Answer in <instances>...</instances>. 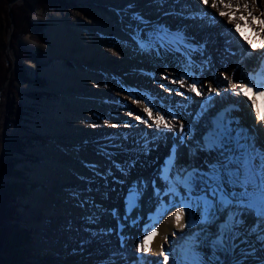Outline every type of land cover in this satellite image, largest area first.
<instances>
[{
  "label": "bare ground",
  "instance_id": "obj_1",
  "mask_svg": "<svg viewBox=\"0 0 264 264\" xmlns=\"http://www.w3.org/2000/svg\"><path fill=\"white\" fill-rule=\"evenodd\" d=\"M109 1L114 2L116 17L106 13L95 24L93 18L102 17L99 12L91 14L89 23L67 21L52 13L46 17L52 23L46 30L50 46L39 47L27 38L20 42L55 63L43 74L60 99L44 103L46 119L39 120L36 129L51 130L52 141L62 150H40L43 162L34 176L49 192L37 191L31 197V216L52 214L50 219L59 222L64 230L59 235L67 238L63 246L70 251L63 255L66 264H143L136 255L159 254L168 241L166 234L197 235L207 223L219 220L213 213L223 214L232 204L247 210L245 220L264 217V174L260 176L259 170L264 158L247 153L252 145L245 140L246 132L234 142L226 141L219 132L221 123L216 129L210 124L213 97L215 104L227 102L231 114L243 108L246 115L252 106L253 122L264 123V75L260 81L253 80L264 67L252 72L253 65L264 59V0L262 5L256 0H203L206 5L190 0L195 8L188 0L105 2ZM203 15L206 19L199 21ZM171 16L207 27L200 39L208 43L192 41L187 28L180 26L181 31L171 25ZM241 34L248 35L252 44L235 40ZM234 41L239 53L233 57L217 47L219 42L233 46ZM180 44L189 50L182 51ZM68 60L76 64V72ZM32 88L22 85L19 90L25 95ZM208 94L210 101L205 99ZM241 123L247 125L246 116ZM250 134L256 135L252 129ZM174 159L171 169L168 163ZM190 170L186 190L181 182ZM257 191L263 193L259 198ZM167 204L170 209L161 213ZM154 217H158L156 224ZM68 222L71 230L65 229ZM119 225L127 229L121 235H117ZM221 234L223 239L215 238L202 250L184 246L170 264H213L215 254L226 248L234 251L236 264H257L255 256L225 240L230 236L226 228ZM66 240L79 242L77 248ZM117 242L120 247L114 246ZM115 247L122 255L113 256Z\"/></svg>",
  "mask_w": 264,
  "mask_h": 264
},
{
  "label": "rangeland",
  "instance_id": "obj_2",
  "mask_svg": "<svg viewBox=\"0 0 264 264\" xmlns=\"http://www.w3.org/2000/svg\"><path fill=\"white\" fill-rule=\"evenodd\" d=\"M61 1H64V3L61 4V6L57 7V10H50L48 12H43L39 10L35 13L34 16L30 18L28 22L29 25H39V24L44 25V30H43L44 35L42 36L43 38L40 40L41 43H44L43 45L33 42L27 35H18L19 31L26 30L21 28L23 22L26 19L25 16L27 14V9L24 4L25 2L24 0H15L12 3V5H8V6L2 7L0 5V44H3L2 39L4 38L3 41L6 39V45H7V48L4 53L3 50L0 49V58L2 59L3 62L4 61L8 62L10 67V72L7 75V83L3 85L0 91V118H1L0 166L2 165L4 159L7 157H10L13 161V168H12L13 173L9 177H4L3 181L5 183H11L14 185L15 192L17 195L16 200L18 203L17 212L19 213L18 222L16 223L19 232L17 234V238L13 242V246L11 244L10 247L12 250L10 251L11 257L8 259V260L11 259L12 262L11 264H66L63 255L65 253L70 252L66 247L63 246L64 245L63 241L64 239L67 238L59 235L60 231H62L59 228L58 225L59 222L55 223L50 219V217H52V214L42 213L43 214L42 215L41 213L37 212L35 214L36 218L31 216L32 214L31 197L34 196V194L37 193V191L49 192L48 187L44 183L39 182V180H37V178L34 176V174L36 173V167L43 162L41 159L42 156L40 150L50 147L57 150H62L59 144H56L54 141H52L53 136L50 133L51 130L38 131L36 127L40 126L39 120L46 119L45 111L43 110L44 103L58 101L60 97L57 93V90L53 89L51 83L46 79V77L43 74L44 69H49L54 67L55 64L53 62L54 60L52 61L50 60L48 62L45 61L41 53L30 52L29 50L24 48L20 42L22 39L27 38L39 47L50 46L49 37L47 35L46 30L52 25V23H49L46 20V17L50 16L52 13L61 14L63 19L67 21L79 20L82 22L89 23L90 21H92L91 14L93 12L95 13L99 12V14H101L102 17L101 19L93 18V21L94 20L96 21L94 22L95 24H100L101 22L99 20L106 18V13L109 15L111 14L115 17L116 15H118L114 13V11L116 10L113 9L114 2L112 1L105 2L106 0H101V2H99L98 4L92 3L91 0H61ZM256 1L259 2V5H262L263 0H256ZM29 2L30 4L38 3L37 0H30ZM188 3L190 7L192 6L193 8H195L196 5L192 3V1L188 0ZM201 3L203 5H206V2L203 0H201ZM115 7L119 8V4H117V6ZM202 7L203 6H201V8ZM122 12L123 11H120V13ZM17 14H20L18 16V18L20 19L18 20H17ZM212 16H213L211 17L212 20L216 19L214 15ZM206 17H207L206 15L200 16L199 21H201L202 18L206 19ZM184 19H187V17H184ZM170 20L172 21V22L169 21L171 25H173L174 23L176 24L179 23L178 25L175 24V28H179L180 26L183 27V30L187 28L188 29L187 36H189V38H192V41L197 39L203 43H208L200 39V34L202 33L201 31H208L207 27L202 26L199 28V25H195L193 22L187 24L185 20L181 21L175 16H171ZM178 20L179 22H176ZM133 21L135 23L134 19ZM194 25L198 26L199 29L197 30V27L194 28ZM179 29H181L182 31V28ZM83 31L86 32L85 30H82V32ZM9 33H11V38L8 44ZM96 34L98 35V33ZM221 36L222 35H219V39ZM245 37L248 38V35L241 34L240 36L238 35L234 36L235 40L239 42H243L245 43V45L252 44L251 39L248 38V40H245ZM203 45L204 46L202 47L205 48L206 45L205 44ZM219 45L216 46L226 49L224 51L225 54H227L228 56H232L233 54L239 53L238 42L234 41V45L233 46L231 45L230 47H223L222 43L220 42ZM184 48L187 51L189 50L187 46ZM184 48L181 47L180 44V49L186 52ZM19 50L33 54L34 56H36V59L38 58V60L33 59L34 61L31 60L30 63H26L23 65L24 68L23 71L27 73L26 79L21 77L19 68H16L15 57H16V53L19 52ZM175 52L181 54L180 50H175ZM192 52L194 56H200L198 55L197 52L195 51ZM216 52H218V50ZM201 56H204V54H201ZM59 63L62 64L61 61H59ZM67 63L69 64V62ZM260 65L261 64H258L257 66L253 65L252 67L253 70L251 69L252 72L258 71L259 70L258 67ZM71 66H70L71 69L73 68V71L76 72L77 71L76 64L74 63ZM220 77L221 79H224L222 78L223 74H221ZM22 85L30 86L33 88L29 90L28 94L24 95L19 90L20 86ZM161 89L165 90L164 87H162ZM41 93L43 94V96H39V97L36 96L37 94H41ZM254 93L255 91H251L250 95H252V100L255 101L256 104H258L257 98L253 96ZM19 107L21 108V111H19L18 109ZM6 110H8L7 113L8 121L7 124L3 127L2 120L4 118L3 116L6 115L5 114ZM23 111L26 112L27 115L26 116L22 115L21 118H19L18 117L19 113H22ZM252 111L254 113V109H252ZM261 113L263 114V111ZM240 127L241 126H237V128L236 127L235 128L236 130H238ZM245 127L246 129H248L247 125H245ZM254 127L257 130L253 128L251 129L255 131L256 135H253V138L251 136L252 139L251 138L250 139L255 140L254 144L256 146H259V148L258 150H256V147L252 146L251 148H249V146H247L248 147L247 153L251 155H260L261 158H264V148H263L264 123L261 121V123L258 126H254ZM14 132L15 133L17 132V135H14ZM243 132H244L243 130L239 131L237 135L242 134ZM96 136L97 135H95V138ZM2 137L18 140L19 147H14L13 152H11L10 154L4 152L2 145ZM168 138L172 139V137L170 136ZM246 139H248V137H246L245 140ZM212 168L214 169V171H217V165H214ZM259 170H260V176L263 175L264 165L263 168H260ZM250 179L252 180L254 179V177L251 176ZM147 185L150 186V183L147 182ZM141 187L144 188V183H141ZM256 194L257 197L259 198L260 195L263 193L261 192L259 193V191H257ZM204 207L206 210L208 211L210 210L208 205H204ZM230 212L231 214L229 216H226V214ZM247 213L248 212L247 210H245L244 207L237 208L232 204L230 205L229 210L225 211L223 214L213 213L211 216L213 218H217V219L219 218V220L211 221V223L209 222V224L207 223V227L204 229V231L202 230L199 233L197 232L196 233L197 235H193V233L190 232L187 236L182 235L180 237L174 238V237H170V234L168 233L166 234V240L168 241L160 246L161 250L159 254L143 255L142 253H139L138 256L136 255V257L138 261L141 260L143 264H170L171 261L174 259V257H176L177 253L181 254V249L186 245L189 248L193 249V251L196 248L202 250V247H204L206 243L213 245V241H215L216 239L217 240L223 239L221 231L222 229L226 228V231L227 233H229L230 236L229 238L227 237V239L225 240L234 241L238 247L237 249L239 250L242 249L244 251V254L250 255L251 257L255 256L256 257L255 261L257 264L258 263L264 264V247H263L264 217L258 219V221H255L253 216H251V218L249 219L247 218L245 220V217L248 216V215L245 216ZM237 214L239 215V217ZM105 216H107V218H110L106 214ZM230 217L233 218L236 217V219ZM261 220L263 221V223H261ZM69 223L70 222L66 224L65 229L67 230H71L70 228H72L70 225L71 223L70 224ZM143 224L147 226L148 222H144ZM127 226L129 228H132L128 224ZM73 230H76V227ZM57 234L59 236H57ZM95 236L96 234L93 237ZM65 243H69L70 245L73 246L74 249H76L77 244L79 242L76 241L72 242L70 240H66ZM85 243L86 242H84L83 244ZM117 245L119 244L117 243ZM114 246H116V243L114 244ZM223 252L224 253L221 254L219 252L215 254L214 257L215 260L212 261L213 264H236L235 262L236 258L233 255L234 252L233 250H229L228 248H226L225 251ZM113 253H114L113 256L122 255L121 253L118 252V249L117 250L115 249ZM135 262L137 261L133 260V263Z\"/></svg>",
  "mask_w": 264,
  "mask_h": 264
},
{
  "label": "trees",
  "instance_id": "obj_3",
  "mask_svg": "<svg viewBox=\"0 0 264 264\" xmlns=\"http://www.w3.org/2000/svg\"><path fill=\"white\" fill-rule=\"evenodd\" d=\"M15 0H0V5L8 6L12 5V3ZM24 4L27 9V14L25 16V21L22 24L23 29H26L25 31H19L18 35H27L29 38L40 45H43L44 43H41L40 40L43 38V30L44 25H29L28 22L32 16L35 15L37 11H43L48 12L50 10H57V7L61 6V4L64 3V1L61 0H37V4H30V0H24ZM11 7V6H10ZM24 12V11H23ZM12 14V13H11ZM20 14H17V20ZM18 24V23H17ZM27 24V25H26ZM4 39V38H3ZM2 42L3 44H0V49L3 50V53L5 52L7 45H6V39ZM38 57V56H37ZM38 60L36 59V56L33 54H30L28 52H23L19 50V52L16 53L15 62H16V68H19L21 77L26 79L27 73L23 68V65L26 63H30L31 60ZM33 60V61H34ZM10 72L9 63L6 61H2L0 58V91L4 84L7 83V75ZM27 83V80H26ZM37 97L43 96V94H37ZM9 109V108H7ZM19 111H21V108H18ZM8 110H6V115L3 116L2 125L3 127L7 124V116H8ZM23 113V114H22ZM19 113L18 117L21 118V116H26V112ZM1 122V118H0ZM1 125V123H0ZM2 145L4 152L10 154L13 152L14 147H19L18 140L8 139L5 137H2ZM13 161L10 157H7L2 162V165L0 166V264H11V259L8 260L11 257V244L13 246L14 240L17 238L18 229L16 226V223L18 222L19 213L17 212V195L15 192L14 185L11 183H5L3 181L4 177H9L12 175L13 171ZM17 205V206H16ZM7 261V262H6ZM9 261V263H8Z\"/></svg>",
  "mask_w": 264,
  "mask_h": 264
},
{
  "label": "water",
  "instance_id": "obj_4",
  "mask_svg": "<svg viewBox=\"0 0 264 264\" xmlns=\"http://www.w3.org/2000/svg\"><path fill=\"white\" fill-rule=\"evenodd\" d=\"M11 22H12V20H11ZM10 38H11V33H9V36H8V44H9Z\"/></svg>",
  "mask_w": 264,
  "mask_h": 264
}]
</instances>
